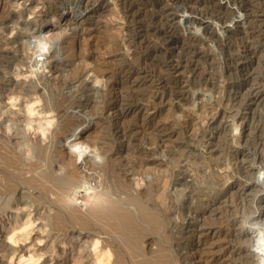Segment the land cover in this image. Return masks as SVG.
Segmentation results:
<instances>
[{"label":"rangeland","instance_id":"rangeland-1","mask_svg":"<svg viewBox=\"0 0 264 264\" xmlns=\"http://www.w3.org/2000/svg\"><path fill=\"white\" fill-rule=\"evenodd\" d=\"M77 2L0 0V264H264V0Z\"/></svg>","mask_w":264,"mask_h":264},{"label":"bare ground","instance_id":"bare-ground-1","mask_svg":"<svg viewBox=\"0 0 264 264\" xmlns=\"http://www.w3.org/2000/svg\"><path fill=\"white\" fill-rule=\"evenodd\" d=\"M71 4H74V3H71ZM72 7H78L76 10H75V13L77 14V12L81 9V7H82V0L81 1H79L78 0V2L76 3V4H74ZM45 33V32H44ZM176 63V62H175ZM169 65V64H168ZM174 65V64H173ZM177 64H175L174 66H176ZM173 68V67H172ZM173 71V70H172ZM145 79V78H144ZM146 80H147V78H146ZM151 82H152V79H151ZM85 127H87V125L85 126ZM85 127H83V128H85ZM82 128V129H83ZM72 130V129H71ZM77 134H79V132L78 131H74V129L72 130V137L73 136H76ZM67 136V135H66ZM67 178V177H66ZM59 181H60V179H59ZM62 182V181H61ZM66 183V182H65ZM70 183H72V181L70 182ZM61 184H63V183H61ZM89 198H92L91 199V201H90V199L87 201L88 203H91V204H94L95 203V206H98L99 204H100V202H99V200L100 199H98L97 197H89ZM104 205V204H103ZM100 206V205H99ZM99 211H101L102 212V214H104V215H107V216H109V215H111L112 217H115V219H116V222H115V225L118 227V228H121L123 231H125V230H127V229H130L129 227L131 226V223H132V220L129 218L130 216H128V214H117V211H116V207H114V205L111 203L110 205H106V206H103L102 208H101V210H99ZM121 217H123V219L121 220ZM119 220V221H118ZM117 222H119V223H117ZM132 228V227H131ZM150 260V259H149ZM149 260H144V261H142L141 262V264H155V263H153L152 261H149ZM120 263V260H119V258H117L116 260H115V262L113 263V264H119ZM139 263H140V260H139ZM138 263V264H139Z\"/></svg>","mask_w":264,"mask_h":264},{"label":"built area","instance_id":"built-area-1","mask_svg":"<svg viewBox=\"0 0 264 264\" xmlns=\"http://www.w3.org/2000/svg\"><path fill=\"white\" fill-rule=\"evenodd\" d=\"M43 56H42V54H38L37 56H36V60L37 61H42L43 60Z\"/></svg>","mask_w":264,"mask_h":264}]
</instances>
